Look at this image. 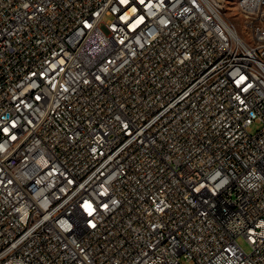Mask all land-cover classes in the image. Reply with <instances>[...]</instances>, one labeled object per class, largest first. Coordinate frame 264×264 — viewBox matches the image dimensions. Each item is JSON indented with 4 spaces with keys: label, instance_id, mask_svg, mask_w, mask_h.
<instances>
[{
    "label": "built area",
    "instance_id": "built-area-1",
    "mask_svg": "<svg viewBox=\"0 0 264 264\" xmlns=\"http://www.w3.org/2000/svg\"><path fill=\"white\" fill-rule=\"evenodd\" d=\"M220 3L0 0V264H264V19Z\"/></svg>",
    "mask_w": 264,
    "mask_h": 264
},
{
    "label": "bare ground",
    "instance_id": "bare-ground-1",
    "mask_svg": "<svg viewBox=\"0 0 264 264\" xmlns=\"http://www.w3.org/2000/svg\"><path fill=\"white\" fill-rule=\"evenodd\" d=\"M231 0H224V3H220V12H227L229 7V2ZM248 2V0H240L239 1V9L243 16V27L247 29L248 35H250L251 42H261L262 34L255 33V25L251 23V21H260L264 19V10L260 12L250 13L248 9H244V5ZM228 21L231 22V26L233 28L239 29L237 21L228 13Z\"/></svg>",
    "mask_w": 264,
    "mask_h": 264
},
{
    "label": "rangeland",
    "instance_id": "rangeland-1",
    "mask_svg": "<svg viewBox=\"0 0 264 264\" xmlns=\"http://www.w3.org/2000/svg\"><path fill=\"white\" fill-rule=\"evenodd\" d=\"M239 1L240 0H231L229 2L228 13L231 16H233V18L237 21L240 32L248 35L247 29L245 27H243V16H242L240 9H239ZM258 128H259V124H254L253 128H252L253 132H256L258 130ZM239 240H240V243L242 244V246L244 248H246V250H248V251L251 250V248L248 245V243L246 242L245 238L240 237Z\"/></svg>",
    "mask_w": 264,
    "mask_h": 264
}]
</instances>
